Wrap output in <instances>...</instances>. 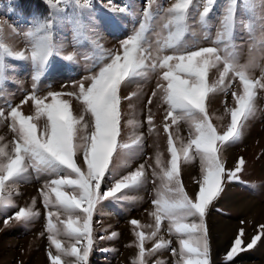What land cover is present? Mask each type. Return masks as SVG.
<instances>
[{
	"label": "snow or ice",
	"instance_id": "obj_1",
	"mask_svg": "<svg viewBox=\"0 0 264 264\" xmlns=\"http://www.w3.org/2000/svg\"><path fill=\"white\" fill-rule=\"evenodd\" d=\"M216 2L175 0L163 7L158 0H145L137 14L138 26L134 25L132 32L114 49H107L100 42L93 0H46L48 15L33 18L22 33L15 25L0 20V95L4 94L7 73L13 70L7 63L9 58L28 62L32 69L31 91L21 103L13 105L6 101L7 107H0V123L8 122L13 134L12 141L0 143V210L16 207L12 197L18 181L33 173L37 178L49 177L39 194L46 214L50 264H89L97 206L109 199L116 202L134 199L125 191L147 181L145 164L125 175H117L110 166L118 152L135 154L144 143L143 133L133 132L126 142L119 139L121 86L147 79L152 74L157 76V83L147 101V123L149 132H155L150 106L158 99L159 106L165 110L162 127L167 134L170 158L166 161L160 151L155 154L152 177L153 183L158 180L159 184L151 201L153 223L130 221L138 249L132 264H148L149 256L172 244L159 235L165 222L168 233L178 241V248H171L175 264H211L206 223L209 206L219 197L226 181L240 179L238 174L245 165L244 158L240 157L234 169H226L223 150L242 139L247 122L257 113L258 91L264 90V66L258 64L257 56L259 52V58L264 59V0H226L211 46H200L199 41L185 39L192 30L189 20L193 17H198L203 29L209 27ZM240 2L247 12L246 28L253 39L246 63H240L233 42ZM106 10L120 14L129 9L127 5L112 2L106 5ZM65 21L72 25L75 44L86 41L94 46L91 56L84 57L86 61H93L87 66L89 75L73 81V91L48 90L41 95L40 82L53 58L59 56L73 62L78 55L76 51L64 54L65 46L54 39V24ZM17 36L24 38L22 49L8 42ZM204 36L210 38L207 31ZM256 67L261 68L259 78L252 75ZM213 70L217 75L210 80ZM237 81L236 90L231 92L233 104L225 106L230 122L222 125L221 132L209 113V98L218 92L227 94ZM136 95L134 92L123 99L130 100ZM29 101L33 111L25 114L22 105ZM73 101L80 106L78 112ZM181 122L188 125L187 138L180 134ZM127 124L134 128L140 126L134 119H129ZM3 139L0 137V141ZM196 159L200 164L198 191L190 195L181 179V166ZM36 203L33 198L30 205L19 207L5 219V225L10 221L27 224L39 217L41 212ZM260 229V234L247 243V249L264 237V225ZM111 235L115 237L117 233ZM243 235L244 229L240 228L226 254L228 261L245 250ZM152 240L156 241L153 247L146 248V241ZM157 264L163 262L157 261Z\"/></svg>",
	"mask_w": 264,
	"mask_h": 264
},
{
	"label": "rangeland",
	"instance_id": "obj_2",
	"mask_svg": "<svg viewBox=\"0 0 264 264\" xmlns=\"http://www.w3.org/2000/svg\"><path fill=\"white\" fill-rule=\"evenodd\" d=\"M40 1L47 8V14L45 13L43 17L38 14L32 17H24L26 14H22L13 8L15 0L0 1V20L15 25L18 32L22 33L27 29L33 18H44L48 15L49 6L46 0ZM112 2L127 5L128 12L113 14L106 10V5ZM174 2L175 0H158V3L163 7L170 6ZM196 2H199V0H196ZM93 3L96 17L95 28L102 37L100 42L105 48L114 49L119 47V41L132 32L134 25L138 26L140 17L137 14L142 10L145 0H97ZM225 3L226 0H217L210 14L207 29H203L199 25L198 17L190 19L189 23L192 30L186 34L185 39L189 42L199 41L200 46H211V39L215 38L219 26V16ZM68 11L71 12V5ZM237 17L238 23L234 31L233 42L237 46L240 63H246L249 59L253 39L246 28L247 12L242 2L238 3ZM193 31L195 32L194 36L192 35ZM205 31L209 33V39L205 38ZM53 33L54 39L65 46L64 54L76 51L78 55L73 62H68L59 56L53 58L49 70L40 82L41 95L48 90L73 91L72 82L89 75L87 66L93 62L92 60L86 61L84 57L85 54L91 56L94 46L86 41H81L79 45L75 44L70 22L65 21L54 24ZM256 35L258 36L259 32ZM8 42L14 44L17 49H22L25 46L22 36H17ZM257 56L258 64L264 66V59L259 58V52H257ZM7 63L13 70L7 73L8 80L4 85V94L0 95V107L5 108L7 107L6 101H10L13 105H19L32 87L30 63L16 61L12 58H9ZM216 75V71L213 70L210 73V80L215 79ZM252 75L259 78L262 75L261 68L252 69ZM156 83L157 76L152 74L147 79L126 82L121 86L122 121L119 139L126 142L133 132L143 133L144 143L143 147L137 150L135 154L118 152L114 155L110 169L117 175H125L135 170L140 164H145L147 181L136 189L125 191V194L134 199L123 202L109 199L97 206L93 217L94 248L90 253L89 264H132L133 259L138 254V249L134 243L136 238L130 221L138 219L144 225L153 223L150 216L152 211L151 201L154 199V189L159 184L158 180L153 183L154 178L152 177L155 154L160 151L164 154L166 161L170 158L167 151V134L162 127L165 110L164 107L159 106L158 99H154L150 106L154 114L156 131L150 133L147 123L149 114L147 101L155 89ZM237 84L238 81L234 82L232 89L227 94L218 92L209 98V113L214 117L213 123L217 125L218 130L221 132L224 130L222 125L226 126L230 122V116L225 113V106L233 104L231 92L236 90ZM65 85L67 87H62ZM134 92L137 95L132 99H123V97ZM256 104L257 113L247 122L242 139L239 142L225 146L223 150L226 169H234L240 157L244 158L245 165L242 172L238 174L240 179L226 181L219 197L209 206L206 223L211 246V264H264V237L253 248H246L247 243L255 235L260 234V226L264 225V90L258 91ZM73 107L77 112L80 109L76 101H73ZM22 110L25 114H31L33 111L32 102L29 101L27 104L22 105ZM215 117H223V119H216ZM129 119L139 121L140 126L135 128L129 126L127 124ZM173 130H175V126H173ZM179 130L180 134L187 138L188 125L181 122ZM0 137L4 138L0 143L12 141L13 134L8 122L0 123ZM199 177L200 164L198 159L181 166V179L190 195L198 191L196 180ZM48 178L47 176L37 178L33 173L28 178L18 181L12 197L16 207L0 210V264H31L30 258L36 252L43 255L41 261L36 264H50L47 256L49 241L46 232V214L42 197L39 194L45 179ZM33 198L36 199V207L41 212L39 217L27 224L10 221L5 225L7 217H10L19 207L30 205ZM254 209L257 211H251ZM258 210H261L259 214ZM214 218L232 222V228L234 229L223 243L222 248L217 241L219 234L215 233L212 226ZM126 226H129L128 233L132 241L127 242L125 237H122V230L124 229L121 228ZM240 228L244 229L242 239L245 250L238 252L231 261H228L226 254L239 234ZM144 230L150 231L147 228ZM113 232L117 233V236L112 237ZM41 233H44V235H41ZM159 235L171 240L172 244L168 248L161 249L154 255L149 256L147 258L148 264H157V261H162L163 264H175L176 257L173 256L171 248H178V241L174 235L168 233L167 222L162 226ZM155 242V240L146 241V248H152ZM9 253L11 255L3 258Z\"/></svg>",
	"mask_w": 264,
	"mask_h": 264
},
{
	"label": "bare ground",
	"instance_id": "obj_3",
	"mask_svg": "<svg viewBox=\"0 0 264 264\" xmlns=\"http://www.w3.org/2000/svg\"><path fill=\"white\" fill-rule=\"evenodd\" d=\"M251 211H257V210L254 209V210H251ZM260 211L258 210V214H259ZM212 222H213V225L212 226L214 228L215 233H218L219 234L218 237H217L218 245H220L221 248H222L223 247V243L226 241L227 237L230 236L232 230H234L232 228V222H230V221L229 222H226V220H223L222 221V220L217 219V218H214L212 220ZM121 229H124V230H122L123 231L122 232V237H125V239L127 240V242L128 241H132V238L130 237V235L128 233L129 226L122 227ZM38 253L39 252L34 253V255H32V257L30 258L31 259V264H36L37 262H40L41 261L43 255H42V253H39V254ZM8 255H11V253L7 254L3 258H6Z\"/></svg>",
	"mask_w": 264,
	"mask_h": 264
},
{
	"label": "trees",
	"instance_id": "obj_4",
	"mask_svg": "<svg viewBox=\"0 0 264 264\" xmlns=\"http://www.w3.org/2000/svg\"><path fill=\"white\" fill-rule=\"evenodd\" d=\"M15 8L22 14L30 15L35 12H47L46 5L40 0H15Z\"/></svg>",
	"mask_w": 264,
	"mask_h": 264
}]
</instances>
